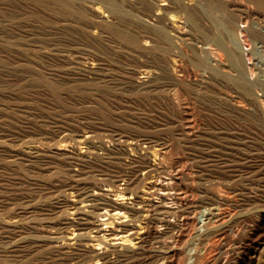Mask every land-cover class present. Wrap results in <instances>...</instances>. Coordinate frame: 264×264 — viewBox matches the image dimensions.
Instances as JSON below:
<instances>
[{"label":"bare ground","instance_id":"bare-ground-1","mask_svg":"<svg viewBox=\"0 0 264 264\" xmlns=\"http://www.w3.org/2000/svg\"><path fill=\"white\" fill-rule=\"evenodd\" d=\"M244 32L264 48V0H0L1 84L43 81L0 89V264H264V231L251 255L234 234L264 217V59ZM213 110L247 119L223 138L250 167L226 147L206 171L199 147L174 168L170 138L199 146Z\"/></svg>","mask_w":264,"mask_h":264},{"label":"rangeland","instance_id":"rangeland-1","mask_svg":"<svg viewBox=\"0 0 264 264\" xmlns=\"http://www.w3.org/2000/svg\"><path fill=\"white\" fill-rule=\"evenodd\" d=\"M246 3H248V2H246ZM251 4H252V7L256 6V3H255V2H251ZM251 4L249 3L250 6H251ZM254 4H255V5H254ZM253 5H254V6H253ZM255 8H256V7H255ZM26 15H27V14H26ZM28 15H29V14H28ZM250 19H251V17H250ZM22 22H24V20H23ZM246 34H247V33H245V32L242 34V38H243L242 40H243V42H244L245 47L248 48V49H246V50L249 51V49H250V51H249V52L245 51V57H246V59H247L248 61H251V63H252V62L254 63V61H255V63L257 64V65L255 64V65H256V66H259V65H258V63L260 62L259 59H260L261 61L264 59V51H263L264 48H262V44H261L262 41H261V39H258V40L253 39V40H255V43H256V46H257V47H256L255 44L252 43V41H253L252 38L249 37L248 34H247V35H246ZM247 36H248V37H247ZM246 37H247V38H246ZM250 38H251V39H250ZM245 39H246V40H245ZM249 40H250V41H249ZM251 40H252V41H251ZM259 40H260V42H259ZM256 41H257V42H256ZM253 42H254V41H253ZM258 43H259V44H258ZM252 44H254V46H253ZM249 45H250V46H249ZM247 46H248V47H247ZM251 46H253V47H252L253 49L251 48ZM258 46H259V47H258ZM254 47H256V48H254ZM260 47H261V48H260ZM263 47H264V46H263ZM254 49H255V50H254ZM256 49H258V51H257ZM259 49H260V50H259ZM261 49H262V50H261ZM251 50H252V52H251ZM253 50L256 51V52L253 53ZM31 51H32V50H31L30 48L27 49V52H31ZM261 51H262L263 53H262ZM250 53L255 54V57H257V58H259V59L255 58V57L251 54V55L253 56V57H252V60H251ZM257 53H258V54L260 53V54H259V57H258V54H257ZM261 53H262V54H261ZM261 55H263V59L260 57ZM255 59H256V60H255ZM263 61H264V60H263ZM260 63H261V62H260ZM255 65H254L253 67L256 68ZM260 65H261V64H260ZM184 67H185V69L187 70L188 73L192 74V77H195V76L197 75V73H195V72H197V70L194 69L193 66L189 65V67H188L187 64H185ZM192 67H193V68H192ZM188 68H192V69H188ZM189 70H190V71H189ZM194 70H195V71H194ZM191 72H192V73H191ZM27 73H28V72H27ZM27 73H25V74H27ZM32 74H34V73H32ZM24 76H25L24 79L21 81L22 85H21V83H20V84L18 83L17 86H16V84H10V83L7 84V82H3V83L1 84V82H0L1 86H2L3 84H6V86L3 85L2 88H0V89H5V90L9 91L8 89H11L12 87H15L16 90L13 88V89L10 90V91L15 90V92H17V90L20 91V90H23L24 88L28 90V89H32V88H35V87H36V88H39V86L42 87V85H43V81H42V80H37V79H32V78H31L32 80H31V79L29 80L28 78H26V75H24ZM33 80H34V82H33ZM36 81L39 82V83H37ZM31 82L34 83V84H31ZM41 82H42V84H40ZM76 83H77V84H76ZM76 83L74 82V84L72 83L73 85H72V84H69V85H68V86H69V89L71 88V89L74 91V92H72L73 94H78V93H79V94H81V95L84 94L83 96H86V95H90V94H89L90 92H91V93L95 92V91H96L95 89L97 88V86H94V84L92 85V83H89V84H87V83H84V84H80V83H79V84H78V82H76ZM9 84H10L12 87H11ZM27 84H28V86H27ZM38 84H40V85H38ZM85 84H86L87 86H86ZM20 85H21V86H20ZM32 85H33V86H34V85H37V86H34V87H33ZM89 85H90V86H89ZM1 86H0V87H1ZM7 86H8V87H7ZM9 86H10L11 88H9ZM19 86H20V87H19ZM23 86H24V87H23ZM25 86H27V87H25ZM29 86H32V88L29 87ZM17 87H18V88H17ZM28 87H29V88H28ZM66 87H67V85H66ZM78 87H79V88H78ZM218 87H222V84L218 85ZM6 88H7V89H6ZM74 88H77V89H74ZM92 88H93V90H91ZM98 88H99V87H98ZM103 88H104V89H103ZM102 89H103V92H102ZM105 89H107V91H108V90H110V91L107 92ZM111 89H112V87H111V88H109V87H108V88H106V87H102V88H101V87H100V89H99L98 91H99V92L101 91L102 94L105 92L106 95H107L108 93H109L108 95H113V93L115 94L116 91H117V92H120V91H121V93H118V94H123L122 92H125V94H126V93L128 92V91H125V90H123V91L120 90V91H119V89H117V88H113V91H114V90H115V91H114V92H113V91L111 92ZM218 89H219V88H218ZM86 90H87V91L89 90L88 93H87ZM94 90H95V91H94ZM92 91H93V92H92ZM117 92H116V93H117ZM185 92H186V91L183 90L182 87H181V88L179 87V89H178V95H177V96H178V98L181 97L182 100H180V99H179V100H180V102H181V106H182V108H183L182 110H183V112L185 111V112L187 113V114H185V112H184L185 115H188L189 113H192L191 110H192V108H193V105L195 106V104H193L194 101H195V99H194L193 97H190L189 94H188L187 92H186V93H185ZM105 93H104V94H105ZM128 93H129V94H126L125 96L131 97L130 95L133 94L131 98H134L135 96H137V98H136V97H135V98L138 99V100H140L141 98H142V100L146 99V98L143 99L142 96H146V97H148V98H147V101H148V99H150V100H152V99L157 100V99H155V98H156V95H155L156 93H150L151 96H149V94H147V93H137V92H132V91H130V90H129ZM135 93H136V94H135ZM134 94H135V95H134ZM139 94H142V95H139ZM144 94H145V95H144ZM152 94H153V95H152ZM147 95H148V96H147ZM149 97H150V98H149ZM188 98H189V99H188ZM193 99H194V100H193ZM150 100L148 101V103L150 102ZM154 100H153L152 102H150V103H155ZM140 101H141V100H140ZM145 101H146V100H145ZM187 101H188V102H187ZM191 102H192V103H191ZM189 103H191V104H189ZM188 104H189V106H188ZM184 105H185V107H184ZM210 105H213V104L211 103V104H209V106H210ZM187 106H188V108H187ZM190 106H192V107H190ZM147 107H150V106H147ZM154 107H156V106H154ZM154 107H151V108H154ZM210 107H211V108H215L214 105H213V106H210ZM195 108H196V106H195ZM195 108H193V109H194V110H193V111H194L193 114L196 115L197 120L199 121V123H201V122H203V120H204V118H203L204 116H202V113L200 114V112L198 111V109L195 110ZM185 109H186V110H185ZM189 111H190V112H189ZM215 112H217V110H215V111L213 110V112H212L211 114L214 113L215 116H214V114H213V116H211V117H214V118L216 119V116L221 114V116L224 117V118L222 117V118L224 119L223 121H224V122H225L226 120H227V121L224 123V122L222 121V119H221V121H220V123H219V121H216V120L214 121V118H213V120H212V121H214V122H212L211 119L209 120V122H208L209 125L207 124V125H208V126H207V130H208V129H209V130H212V131H213V130H217V131H215V132H217V133L214 134V131H213V133H212V132H210V131L208 130V132H210V133L207 132V135H208V136H207L206 139L202 140L203 143H202V141H201V143H198V144H200L199 146H198L197 144H195L194 146H192V148L190 147L191 150H190V149H189V150L186 149V150H188L189 152H190V151L192 152L193 148H196V152H197L198 149H199V147H200V150H199L200 153L197 152L196 156H195V153H196V152H195V153L192 152L193 154L190 153L191 155L188 153V151H187V153H188L189 155H188L187 153H185L186 150H185L183 147H181V145L177 144V141L174 139V137H173L172 135H169V133L171 132V130H170L168 127H166V128L163 129L165 132L162 130V132H164V133L160 132V133H162V134H168L169 137H170V136L173 137V138H172V137L170 138V139H172L173 141L171 140L172 145L170 146V150H169L170 153H169V152L167 153V156H168V157H167V160H168V158H170V157L172 156V157L170 158L171 160L169 159V163H171L172 166H173L174 168H177V167H183L184 170H185L186 172H191V170H192L191 167H192V166H191V164H190L189 162H191L192 159L190 158V156H193V157L195 156L194 158L196 159L197 163H201V164L205 163L204 165H207V164H208V167H206V171L209 170L210 172H211V170L214 171L215 169H219V166H220V165H218V164L221 163L222 159H224V158H230V157H231L230 159L233 158L232 161L234 160L235 162H237V163H233L234 161H233V162L231 161L230 164H231V163H233L234 165L236 164V166H235L236 168L234 167L233 164H231V166L229 167L230 169H231V168H235V169H236V170H235L236 172H237V171L241 172L240 170L243 169V171H244V170H246V169H248V168L250 167V166H249V165H250V162H249V161H247L246 159H243V162H242V160L239 159L240 156H239V153H238V152L240 151V153H242V152H245V150L242 149V148L240 149L239 147H236V148H238V149H235L234 147H232L233 149L227 147V146L224 144V138H223L224 133L228 130V127L230 126L229 123H230L232 126H230V128H229L228 131H230L231 129H232V130H236L237 127H238L237 130H238V129L240 130V128H241V130H242V129L245 127V124H246V122H247V119H245V118L242 119V117H241V118H238V117H237V118H238V119H237V118L233 115V113H231L230 116H234V118H236V120H235V119H234V120H235V123H237V125H236L235 123H234V124H235V125H234L233 122H232V120L230 121V119H232L233 117H230V116L228 115L229 113L224 112V113H225V114H224V113L222 112V113H223V115H222V113L219 114V113H215ZM196 113L199 114L200 116L197 115ZM225 115H226V116H225ZM227 115H228V116H227ZM201 116H202V117H201ZM198 117H199L200 120L198 119ZM200 117H201V118H200ZM226 117H227V118H226ZM228 117H229V119H228ZM240 119H242L241 122L239 121ZM229 121H230V122H229ZM236 121H238V122H236ZM242 121H243V124H242ZM210 122H212L213 124H212V123L210 124ZM216 122H217V123H216ZM231 122H232V123H231ZM218 123H219V124H218ZM223 123H224V124H223ZM225 124H226V125H225ZM217 125H219V126L217 127ZM220 125H222V126H220ZM223 125H224V126H223ZM227 125H229V126L226 127ZM233 125H234V126H233ZM209 126H212V127H209ZM213 126H214V127H213ZM235 126H236V127H235ZM242 126H243V127H242ZM208 127H209V128H208ZM215 127H217V129H216ZM220 127H221V129H220ZM231 127H232V128H231ZM222 128H224V129H222ZM226 128H227V129H226ZM234 128H235V129H234ZM168 129H169V130H168ZM219 129H220V130H219ZM167 130H168V131H167ZM223 130H224V132H223ZM166 131H167L168 133H167ZM218 131H219V132H218ZM222 133H223V134H222ZM209 134H210V135H209ZM212 134H214V135L211 137V138H213V141H212L211 138H210V140H209V136H211ZM218 134H219V135H218ZM221 135H222V136H221ZM215 136H217V137H215ZM220 136H221V137H220ZM205 140H206V141H205ZM215 140H216V141H215ZM218 140H220V141H218ZM173 142H174V143H173ZM220 142H221V143H220ZM201 144H202V145H201ZM219 144H221L222 147H220L221 145H219ZM196 146H197L198 148H197ZM201 147H202V149H201ZM226 147L228 148V150H227ZM181 148H182V149H181ZM221 148H222V149H221ZM230 149H231V150H230ZM184 150H185V151H184ZM221 150H222V151H221ZM226 150H227V154H225L226 157H224V156H225L224 153H226V152H223V151H226ZM229 150H230V152H229ZM241 150H242V151H241ZM243 150H244V151H243ZM183 151H184V152H183ZM194 151H195V149H194ZM201 151L204 152V153L202 154ZM231 151H232V152H231ZM234 151H237V152H234ZM182 152H183V153H182ZM228 152H229V154H228ZM233 152H234L235 154H234ZM230 153H231L232 156H230ZM232 153H233V154H232ZM237 153H238V155H237ZM185 154H186L187 156H189V157H187ZM204 154H205V155H204ZM220 154H222V156H223L224 158H222ZM198 155H199V156H198ZM203 155H204V156H203ZM235 155H236V156H235ZM197 156H198V158H201V157H202V158H201V159H198ZM235 157H236V158H235ZM172 158H173V159H172ZM186 158H187L188 160H189V159H191V160L188 161ZM203 158H205V159L203 160ZM219 158H222V159L219 160ZM234 158H235V159H238L239 161H238V160H235ZM197 159H198V160H197ZM206 159H207V161H206ZM201 160H202V161H201ZM218 160H219V161H218ZM240 160H241V161H240ZM172 161H173V162H172ZM183 161H187L188 164H190V165L187 166L188 164L185 163V162H183ZM199 161H200V162H199ZM205 161H206V162H205ZM217 161H218V162H217ZM244 161H246V162H244ZM215 162H216V163H215ZM239 162H242L243 164L241 163V164H242V165H241ZM247 162H248V163H247ZM183 163H185L184 166H183ZM212 163H214L216 166L214 167V165H213ZM217 163H218V164H217ZM245 163H247V164H249V165H247V167H246V164H245ZM175 164H176L177 166H175ZM180 164H182V165L180 166ZM239 164H240V165H239ZM210 165H212V166H210ZM244 165H245V166H244ZM239 166H240V167H239ZM248 166H249V167H248ZM185 167H186V168H185ZM209 167H211V168H210L211 170L209 169ZM212 167H213L214 169H213ZM238 167H239V168H238ZM242 167H243V168H242ZM244 167H245V169H244ZM189 168H190L191 170H190ZM188 169H189L190 171H189ZM238 169H239V170H238ZM233 170H234V169H233ZM235 171H234V172H235ZM237 177H238V179H239L240 181H239V180H238V181L236 180V182H237V183L241 182L242 179H241L239 176H237ZM237 177H236V178H237ZM245 177H246V176H245ZM249 177H251V176L248 175L247 178L250 179ZM209 178H210V177H209ZM247 178H246V179H247ZM243 181H246V180L244 179ZM243 181H242V182H243ZM198 216H200V217H199V218L197 217L196 221H200V220L202 221V220H204V215L199 214ZM202 217H203V218H202ZM201 218H202V219H201ZM198 219H199V220H198ZM190 220H191V222H190ZM190 220L188 221V225H189L190 227L187 225V226H188L187 229H191V227H192V226L194 225V223H195L194 221H192V220H194V219H190ZM250 220H252V221L250 222ZM247 221H248V222H247ZM253 221H254L255 223H253ZM246 222L248 223V225H247ZM249 222H250V223H249ZM244 223H245V225H246L247 227L244 225ZM241 224H243L244 226L240 227V228H241V229H240L239 226H241ZM241 224L236 225L235 229H236V230H239V229H240V230H239V231H236L237 233L235 232L234 234L236 235L237 239H239V237H241V235H242L243 233L245 234V233H248V232L250 231V235L247 236V239H246V240H247V241H246V244H247V245H245V247H246V249L248 250V251L246 250V251H247V252H246L247 255H249V254L251 255V254L254 252V249H255V246L257 245V242L259 241L258 233L264 231V228H263V227H264V217H263L262 222H261L262 225H261L260 223H258V224H260V225H258L257 222H256L254 219L246 220V221L242 222ZM252 224H253V225H252ZM255 224H256V225H255ZM249 225H252L251 227H253V228L249 227ZM257 225H258V226H257ZM262 226H263V227H262ZM237 227H238L239 229H237ZM261 227H262V228H261ZM242 228H243V229H242ZM248 228H249V229H248ZM256 228H257V229H256ZM259 228H260V229H259ZM252 229H253V230H252ZM244 230H246V231H244ZM258 230H259V231H258ZM260 230H261V231H260ZM242 231H243V232H242ZM239 232H240V233H239ZM241 232H242V233H241ZM255 233H257V234H255ZM238 234H239L240 236H239ZM244 234H243V235H244ZM178 235H179V234H178ZM179 236H181V237H179ZM179 236H178L179 241L182 242V241H183L182 239L184 238V236H182L181 234H180ZM238 236H239V237H238ZM251 236H252V237H251ZM256 236H257L258 238H257ZM181 238H182V239H181ZM253 238H254L255 240H254ZM256 238L258 239V241H257ZM250 240H253V241H250ZM248 241H249V242H248ZM249 245H250V246H249ZM252 245H253V246H252ZM230 246H231V248H233L232 244H231ZM249 248H250V249H249ZM177 259H178V260H177ZM178 261H179V262H178ZM177 262H178V264H180V258H179L178 256H177V258H176V263H175V264H177Z\"/></svg>","mask_w":264,"mask_h":264}]
</instances>
